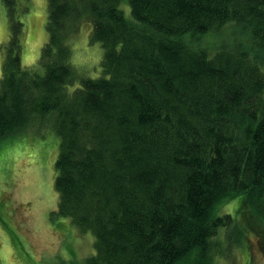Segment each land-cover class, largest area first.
<instances>
[{"label": "trees", "instance_id": "16d2710c", "mask_svg": "<svg viewBox=\"0 0 264 264\" xmlns=\"http://www.w3.org/2000/svg\"><path fill=\"white\" fill-rule=\"evenodd\" d=\"M6 1L0 141L52 114L53 214L92 233L82 264H221L248 248L264 259V0H126L130 17L122 0H47L29 67ZM85 29L99 77L73 62ZM238 196L242 218L217 213Z\"/></svg>", "mask_w": 264, "mask_h": 264}, {"label": "rangeland", "instance_id": "374dc122", "mask_svg": "<svg viewBox=\"0 0 264 264\" xmlns=\"http://www.w3.org/2000/svg\"><path fill=\"white\" fill-rule=\"evenodd\" d=\"M8 6L6 0H0V75L1 44L9 36ZM120 8L130 17L126 0L121 1ZM15 10L23 22L21 63L33 66L47 40L44 28L47 0H15ZM87 31L73 42V62L85 76L99 77L103 75L100 65L103 50L100 43L89 41ZM219 39L215 35L211 40ZM72 88L68 86V90ZM51 118L52 114H46L44 120L27 132L0 141V264H82L85 257L94 253L92 233L76 231L67 218L53 214L58 201L54 162L59 138L50 127ZM241 198L227 202L217 213L242 218L236 211ZM258 212L264 218V211ZM219 231L224 234L225 230L221 227ZM222 241L221 248L227 249L225 236ZM221 264H264V259L255 248H248L247 254L236 249Z\"/></svg>", "mask_w": 264, "mask_h": 264}, {"label": "crops", "instance_id": "0c3cea01", "mask_svg": "<svg viewBox=\"0 0 264 264\" xmlns=\"http://www.w3.org/2000/svg\"><path fill=\"white\" fill-rule=\"evenodd\" d=\"M8 18V17H7ZM9 21V20H8Z\"/></svg>", "mask_w": 264, "mask_h": 264}]
</instances>
